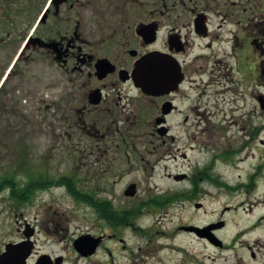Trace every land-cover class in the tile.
<instances>
[{"label":"flooded vegetation","instance_id":"flooded-vegetation-1","mask_svg":"<svg viewBox=\"0 0 264 264\" xmlns=\"http://www.w3.org/2000/svg\"><path fill=\"white\" fill-rule=\"evenodd\" d=\"M73 124L109 137L97 140L100 161L138 153L151 165L150 178L162 164L191 161L190 171L166 172L189 187L148 184L132 210L194 202L193 210L207 212L206 196H259L227 203L205 222L182 221L178 229L204 242L210 264H264V239H241L264 226V211L253 215L264 201V0H0V147H12L14 137L22 143L25 131L37 132L30 140L36 146L47 132L43 158L56 160L54 150L72 140ZM28 169L0 172L1 212L23 210L24 191L28 200L46 191L42 168ZM107 189L116 192L114 185ZM233 212L244 213L249 225L227 239L221 233ZM99 221L110 229L99 232L92 252H78L73 241L79 259L103 252L114 264L123 247L126 257L149 262L167 246L154 239H176L152 236L135 222H109L104 213ZM29 224L31 239L24 231L20 239H0V264H67L66 254L39 249L42 229ZM134 238L146 242L136 248ZM178 250L180 264H200L192 250L182 244Z\"/></svg>","mask_w":264,"mask_h":264},{"label":"rangeland","instance_id":"rangeland-1","mask_svg":"<svg viewBox=\"0 0 264 264\" xmlns=\"http://www.w3.org/2000/svg\"><path fill=\"white\" fill-rule=\"evenodd\" d=\"M77 111H73V116ZM4 121V120H2ZM37 132L25 131L24 141L17 143L16 137L10 138L12 147H0V157L4 156V162L0 163V172L3 171H26L30 167L35 170H47L50 175L55 178H60L64 175L73 176L76 180L77 187L84 192L95 194L101 199H110L115 206L120 210L130 209L132 205L138 202V199H143L148 193V184H158L161 188H187L188 182H175L166 176V172H177L183 169L190 171L191 161L179 158L175 163L169 162L168 169L164 164L156 169V175L153 178L149 177L151 165L142 160L137 153L136 157L129 160L126 156L121 155L122 158H117V161H100L97 149V140L103 138L99 135L90 134L78 126L73 124L72 140H64L58 142L54 152L57 156L56 160L43 158L49 156V143L47 132L39 134V143L34 146L30 140ZM46 136V137H45ZM109 139L108 136L103 140ZM14 141V142H13ZM66 144V145H64ZM22 146V148L20 147ZM144 148L140 150L143 152ZM63 157H66L64 159ZM50 160V161H49ZM145 167L147 169L145 170ZM40 168V169H39ZM166 168V169H165ZM28 170L35 172V170ZM121 176L118 183H115L117 176ZM136 182L139 186V193L137 197L129 198L124 195V189L129 182ZM116 188V192L112 193L109 187ZM259 196H227L215 195L206 196L202 201L206 204L207 212L204 210L195 211L189 204L175 206L167 211L143 210L140 217L137 215V220H134L137 225L146 226L150 229L152 236L175 235L176 239H154L153 245L166 244V248L153 256L149 262H142L139 257L135 261L129 256L126 257L124 248L116 253V260L114 264H180V244L184 245L189 250H192L196 255L194 257H201L200 264H210L209 253L210 249L205 247L204 242L198 239H188L186 235H180V222L182 221H201L205 222L212 218L219 216V212L225 204H238L247 199L256 200ZM180 204V203H179ZM9 208V207H8ZM253 215L264 211V201L257 207L255 206ZM215 210V212H214ZM251 215V217L253 216ZM101 218L97 212L89 205L77 201L73 198L64 186L50 187L49 191L40 193L35 200L34 205L26 207L24 210L7 209L0 211V239H20L22 232L26 229V223L33 224L42 229L36 235L39 241V249L51 251L56 254L62 252L69 258L67 264H110L105 253L101 252L97 257L91 260H82L78 258L79 253L73 246V241L79 235L91 232L98 235L103 228L110 229L106 223L99 221ZM250 219V218H249ZM249 219L244 213L233 212L228 215L229 225L221 235L229 239L239 230L247 229ZM108 223V222H107ZM126 234L133 237L136 234L132 230L127 229ZM241 239H254L259 237L264 239V226L256 230L248 232ZM51 239H64L63 243H50ZM130 242L143 245L146 239H130ZM227 254V253H226ZM191 261L194 260L193 255L189 256ZM234 257V256H233ZM72 260V261H70ZM190 261V262H191ZM220 262V259L218 260ZM191 264H198L193 262Z\"/></svg>","mask_w":264,"mask_h":264},{"label":"trees","instance_id":"trees-1","mask_svg":"<svg viewBox=\"0 0 264 264\" xmlns=\"http://www.w3.org/2000/svg\"><path fill=\"white\" fill-rule=\"evenodd\" d=\"M44 181V178L40 179L41 186L44 185ZM8 182H11L10 179H8ZM33 183L34 180L33 178H31L28 182H26L25 190H27V188L29 187H32ZM51 183L56 185L65 184L68 189V192L73 198H75L79 202H83L91 206L97 212V215H99L100 217L102 216V213H104L105 218L108 219L109 222H129L131 218H134V216H137L140 213L132 209H125L119 211L114 209L110 201H102V199L97 197L95 194L90 192H84L79 189L77 187L76 180L73 178V176L67 175L62 176L60 178H51ZM22 197L24 199V203H27L29 197L27 196L25 191ZM118 213L120 216L118 215L117 218H114V215H117Z\"/></svg>","mask_w":264,"mask_h":264},{"label":"water","instance_id":"water-1","mask_svg":"<svg viewBox=\"0 0 264 264\" xmlns=\"http://www.w3.org/2000/svg\"><path fill=\"white\" fill-rule=\"evenodd\" d=\"M143 67L144 65L141 66V69L143 70ZM140 74L142 75L141 77H143V73L142 71L140 70ZM142 80V79H141ZM142 87L146 90V85H145V81L144 79L142 80ZM137 193V185L136 183H132L128 186V188L126 189L125 191V194L128 195V196H135ZM192 229H196V230H200V231H203L204 228H199V227H191ZM26 235L28 237H30L32 235V233L30 232H27L26 231ZM90 239H96V240H93L91 241ZM99 238H95L94 236H92L91 234H85V235H81L79 236L75 242H74V245L75 247L81 252V253H89V252H92L93 249L92 246L95 245V242L98 241ZM30 253V250L26 252L25 256H27L28 254Z\"/></svg>","mask_w":264,"mask_h":264}]
</instances>
